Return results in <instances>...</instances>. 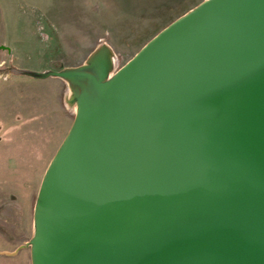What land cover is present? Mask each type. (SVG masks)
Returning <instances> with one entry per match:
<instances>
[{"label": "water", "instance_id": "95a60500", "mask_svg": "<svg viewBox=\"0 0 264 264\" xmlns=\"http://www.w3.org/2000/svg\"><path fill=\"white\" fill-rule=\"evenodd\" d=\"M112 63L28 72L81 88L32 264H264V0H204Z\"/></svg>", "mask_w": 264, "mask_h": 264}, {"label": "rangeland", "instance_id": "374dc122", "mask_svg": "<svg viewBox=\"0 0 264 264\" xmlns=\"http://www.w3.org/2000/svg\"><path fill=\"white\" fill-rule=\"evenodd\" d=\"M204 0H0V264H32L35 205L80 87L28 72L110 54L109 76ZM115 58V59H114Z\"/></svg>", "mask_w": 264, "mask_h": 264}, {"label": "bare ground", "instance_id": "6f19581e", "mask_svg": "<svg viewBox=\"0 0 264 264\" xmlns=\"http://www.w3.org/2000/svg\"><path fill=\"white\" fill-rule=\"evenodd\" d=\"M115 59V58H114Z\"/></svg>", "mask_w": 264, "mask_h": 264}]
</instances>
